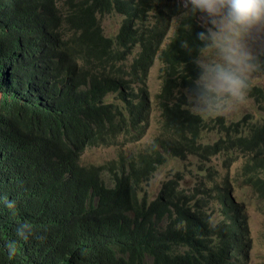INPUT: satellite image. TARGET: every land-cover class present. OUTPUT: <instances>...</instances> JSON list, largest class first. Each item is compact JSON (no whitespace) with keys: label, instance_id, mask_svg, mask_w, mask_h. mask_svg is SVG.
<instances>
[{"label":"trees","instance_id":"obj_1","mask_svg":"<svg viewBox=\"0 0 264 264\" xmlns=\"http://www.w3.org/2000/svg\"><path fill=\"white\" fill-rule=\"evenodd\" d=\"M116 1L63 0L61 5V0H0V264H117V253L124 251L131 253L121 264H203L197 258L203 250L207 253L213 234L225 244L226 254L234 246L235 239L225 229L227 197L218 188L210 191L198 185L196 191L203 199L193 206L183 189L175 201L159 198L155 203L147 194L138 198L141 176L155 170L168 154L180 157L183 145L185 153H192L195 145L187 137L199 136L205 128L200 116L183 108L182 94L186 89L192 97L211 100L209 94L202 98L196 86L202 74L199 49L209 41L200 39L198 33L205 29L193 19L188 28L178 30L177 37L185 32L186 36L172 40L167 47L161 49L152 42L140 45L139 55L127 65L129 72L125 76L118 72L117 78L111 79L126 57L117 46L98 37L97 19ZM154 1L139 0L129 11L126 6L132 4L124 0L120 14L142 20ZM130 21L121 22L115 37L121 47L126 38L135 46L125 24ZM153 33L145 29L139 39ZM154 57L163 65L157 108L175 113L168 114L171 121L162 128L165 140L160 144L159 138L155 139L139 159L145 160L152 149L148 156L152 162L134 163L122 172L115 168V173L110 163L105 164L110 173L106 179L100 167H81L75 150L81 143L89 145L88 137L105 141L118 132L134 130L135 120L136 127L147 121L144 112L140 114L149 109L147 88H141L138 100L134 94L120 108L105 99L114 92L126 101V92L121 93L120 88L133 86L134 81L143 83ZM117 81L123 82L120 88L112 85ZM104 104L122 119L107 122ZM64 125L70 127L67 132L71 135L66 136ZM220 131L225 132L220 140L224 147L233 148L238 140L243 152L249 154V142L235 123ZM137 132L142 130L137 128ZM156 143L166 150L159 154ZM258 143L261 156L264 138L252 140V145ZM258 167L264 168V158L259 157L256 163L261 174ZM248 180L261 181L254 175ZM214 199L222 204L217 211L223 219L211 224L206 216L209 213L204 215L202 210ZM8 202L14 206L9 208ZM141 205L146 214L138 229L125 214L134 207H139L140 214ZM25 224L31 228L26 241L16 234ZM180 248L192 256V262L189 257L184 259V254L178 255ZM10 249L14 254L9 255ZM228 259L224 257L220 264Z\"/></svg>","mask_w":264,"mask_h":264},{"label":"rangeland","instance_id":"obj_2","mask_svg":"<svg viewBox=\"0 0 264 264\" xmlns=\"http://www.w3.org/2000/svg\"><path fill=\"white\" fill-rule=\"evenodd\" d=\"M123 1L124 0H118L119 3H122ZM181 1L186 2L188 0H179V2ZM60 3L62 5L63 0H61ZM135 6L136 3L134 2L132 5L126 7L129 11H131V9H135ZM104 15H102L104 18L101 22V27L104 31L105 37L117 34L121 22H123L120 16ZM202 17L203 15L199 17V20L204 28L211 27L210 24H205ZM134 20L137 19L134 18ZM181 20V15L179 17L177 16V19L172 23V27L166 28L165 33L161 35L159 42L163 39L164 45L170 34L171 38L178 36V30L182 22ZM125 24L128 28V24ZM182 27L185 26L183 25ZM139 30L140 32H143L145 29L141 28ZM210 43L211 42L209 41L208 46L200 54L198 59V65L199 67H202V75L198 80V85L196 86L200 89L201 95L207 96L209 94L211 96V100L195 99L188 96L185 91L184 93L182 91L183 96L185 95L183 101L187 107L189 105L188 108L192 113L200 115L203 120L205 119V122L207 121L205 125L206 127L209 122L211 123L217 118L223 119L226 125L230 122H235L241 131V135L243 134L248 141H252L254 138L258 137V134H254L255 131H253L250 126L248 127L246 125L247 119H250L253 123L258 125L264 124V67H261V65H263L261 56L264 54V26L254 29L251 36L245 38V43L248 49L257 60L253 62L254 66H233L231 69L235 75L242 78L248 85L247 95L242 103H239V101H237L233 96L220 88L214 80L213 68L221 61L217 50L209 47ZM121 49L123 48L121 47ZM129 52V56L136 54V51L133 49H130ZM161 67H163L161 60L157 59L149 71V76L146 82L149 99L145 100L146 102H150L149 104L151 105L148 109L149 111L142 109L148 120V126L146 127L145 124V131H143L144 134L142 138L138 140L132 132H129L128 134H126V132H118L115 136L111 135L106 137L103 144L91 141H89V145L81 143L75 150V155L80 157L79 161L81 165L87 167H102L101 170L103 171V175L109 177L110 173L107 169H104L105 164L110 163L115 173V168L116 171L122 172L126 171L129 167L131 169L136 162L141 163L139 159H142L143 155L146 153V147L150 145L155 136L158 134L159 114L157 110L158 106L155 105V99L156 95L160 91V80L158 75ZM196 82H194V84ZM255 87L261 88L262 91L257 93L250 91V89H254ZM188 97L190 98L189 100ZM109 101L117 102L115 97H111ZM109 101H106V103L108 104ZM246 115V119L243 120V116ZM64 127L66 129V136L71 135L67 132L70 127L68 125H64ZM204 133L202 134L208 136L211 140L210 142L214 141L218 134L209 131ZM127 135H130V137L134 136L136 141H129ZM261 136H264V134ZM165 138L166 135L161 136L159 138V143L161 144ZM204 141L208 142L205 138ZM57 145L61 148L60 143H57ZM69 147L71 149L73 148L72 145ZM157 150L159 153L163 152V148L160 145L157 146ZM139 152L140 154L137 157ZM149 154L150 153H148V155ZM136 157L137 159L135 162H129ZM165 157H167L165 162L157 166L156 171L150 178L145 179L141 190L146 191L149 195H151L152 200H154L155 194L169 184L168 180L175 179L178 176L180 177V181H178V183L182 186L181 188H190L191 190L198 189V185L194 186V184L200 180L208 181L210 184V180L216 179L219 187H222L225 185L226 179L227 183L230 185L229 194L232 196L231 202H233L227 203L226 205L227 208H231L233 210L232 214L238 211L240 212V219L242 221L241 226L243 228L242 232L245 237L244 240L247 242V247L243 252L248 254V259L247 261H242L239 264H264V186L262 188H257V186H248L249 177L252 175L258 176L261 181L264 182V175L258 173L256 169L257 159L254 158L253 153H233L232 149H228L226 156L218 155L211 159L207 156L205 150L201 148L195 156H183V161H180L181 158ZM261 158H264V149L261 154ZM247 159H249L248 162ZM206 168L209 170L207 175L200 177L203 176ZM240 172L243 175H240ZM178 183L172 186L173 189H178ZM121 191H123L122 188ZM139 197L140 195H138V198ZM213 203L219 205L220 200L217 202V200L214 199ZM207 205L208 206H205L202 210V213L204 215L209 213L206 215L209 223L212 224L220 222L223 219V215L221 212L217 211L219 207L209 203H207ZM140 208V214L137 212L139 207H134L131 211L125 214L130 218L132 224L131 226L138 229H141L140 219L146 214L145 208L142 205ZM130 253L131 252L128 251L118 252L116 256L117 259L112 260H114L117 264H121L123 259H126L127 255ZM177 262H180L179 259H177Z\"/></svg>","mask_w":264,"mask_h":264},{"label":"clouds","instance_id":"obj_3","mask_svg":"<svg viewBox=\"0 0 264 264\" xmlns=\"http://www.w3.org/2000/svg\"><path fill=\"white\" fill-rule=\"evenodd\" d=\"M188 2L191 4V11L193 13H196L198 11L201 14H204L202 19H204L205 24L211 25V27H206L205 31L198 33V37L202 40H209L211 42L209 47L215 48L220 58L221 62L216 64L213 68L214 80L217 82L220 88H222L224 91H226L231 96H233L237 101H239V103H242L245 100V97L247 95L248 85L242 78L235 75L231 69L233 68V66L239 67L241 65H247L248 67H253L254 66L253 62L257 61L256 58L252 55V53L248 49L245 43V38L250 37L254 29H257L260 26H264V0H188ZM128 36H130L129 33H127V37ZM125 44L126 45H124L123 49L126 50L127 56L130 55V52H129L130 49H133L134 51H136L135 49L137 48V46H130L129 39L126 38ZM137 55H139L138 51H136V54L133 55V57H136ZM135 83L136 82L134 81V85L132 86L133 88L131 92H133L134 89H137V84ZM128 85H125L126 89H124V87L121 88V93H124L125 91L129 89L127 87ZM131 92L126 94V97H125L126 101L124 102H128V99L134 97L132 94H130ZM106 105L107 104H104L102 107L105 113V117L107 118V122L114 123L122 119V116H119L115 112L113 115L112 111L109 109L110 107ZM104 122H105V119H104ZM230 123H235V122H230ZM246 125L248 127L250 126V128L253 131H255L254 134H258V137L254 138L253 140H258V139L261 140L262 138H264V136H261L262 134H264V130H262V127H264V124L258 125V124L253 123L250 119H247ZM103 126H104V123H103ZM217 133H218L216 136L217 138L212 142H210L211 140L210 138H208V136L204 135L205 133L199 136L196 135L194 137L193 136H190V137L186 136V137L189 139L191 145H197L201 141L202 142L201 148L204 149L207 156L212 159L218 155L226 156L227 150L232 149V148H226L220 143V140L224 139L223 137L224 132L219 130ZM88 138H89L88 141H93V142L102 143V144L104 143V141L102 140H100L99 142V139L101 137L90 136ZM204 138L207 139L208 142H205ZM243 138H245L244 135H243ZM248 142H249V145H248L249 149L247 150L253 153L254 158L258 159L259 157H261L259 156V153H258L260 142L256 146L252 145V141H248ZM159 145H160L159 143H156L154 147L157 148V146ZM162 148L163 150L165 149L164 147ZM151 154H152V149L150 150V154L148 156H150ZM184 154H185V151H184V145H183L182 150H181L180 161H183ZM148 156L145 157V160L141 161V163H137V162L136 163L144 164L146 163V161L152 162V160H150ZM136 159H132L129 162L136 161ZM96 167H99V166H96ZM259 170H260V173L264 175V168L263 169L259 168ZM208 171H209L208 168H206L204 170L203 176H200V177H204L205 175H207ZM240 175H243V174L240 172ZM103 177L105 179L108 178L104 175ZM179 179L180 177L178 176L175 179L168 180L169 184L164 189L160 190L159 192L155 194L154 196L155 199L153 201L157 203L156 201L159 198H168V200L170 199V200L175 201L181 195V191H182L181 190L182 186L180 185V183H178ZM170 181H173V183H171ZM176 183L179 184L178 188L180 191L178 189L175 190L172 188V186H174ZM201 183H203L202 180H200L199 182H195L194 186L200 185ZM227 186H229V183H227L225 179V187ZM248 186H257V188H262L264 186V182L255 181V180H251L250 182L248 180ZM212 188L213 189L218 188V186L212 185ZM207 189L212 191L210 188H207ZM183 191L188 197V199L191 198L192 201L194 202L193 203L191 201V206H193L196 202L202 201L203 199V198L201 199L202 197L201 194L198 193L196 190H191L190 188L188 189L184 188ZM225 195L227 197V202H226L227 204L228 200L232 199V196L226 192H225ZM216 200L218 202V199ZM161 203L162 201L159 202L158 205H160ZM13 206L14 205L12 202H8L9 208ZM216 206L217 207L222 206L221 202L219 205L216 204ZM161 211L163 212L165 216L166 212L163 209H161ZM16 234L20 239L26 241L29 238V235L31 234V228L26 224L21 225L16 229ZM205 252L206 250H203L197 259L200 258V261L203 264H206L207 262L212 263V261H209L211 259V256L208 257L207 253ZM12 254H14V249H10L9 251V255H12ZM247 259H248V254L246 252H242V254L236 258V260L234 259L229 260L227 261L226 264H239L242 261H247Z\"/></svg>","mask_w":264,"mask_h":264},{"label":"bare ground","instance_id":"obj_4","mask_svg":"<svg viewBox=\"0 0 264 264\" xmlns=\"http://www.w3.org/2000/svg\"><path fill=\"white\" fill-rule=\"evenodd\" d=\"M127 3H131L133 4L134 2L138 5L139 3V0H126ZM187 4V6H186ZM121 6V7H120ZM122 8H123V4L122 3H118V1L116 2H112L110 7L109 8H106L107 11H106V14L105 15H116V16H120L121 20L124 22V21H128V20H131L130 21V24L128 25V28H129V33L132 34L133 36V40L135 41V46H137V48L135 49L136 51L140 52V45H148L149 42H152L154 45H157L159 44L162 48L164 47H167L168 44L172 41V40H176V39H183L185 36H186V32L185 33H182L180 34L179 37H174V38H171V34L169 35V38L167 39L166 43L163 45V39L157 43L159 41V38L161 37V35H163L166 31V28H171L172 27V23L173 21H175L177 19V16L179 17L181 15L182 17V22L180 24V27H182L183 25L185 27L188 28L189 24L191 23V21H193V19L195 20V24H197L198 26L204 28V26L202 25L201 21L199 20V17L204 15V14H201L200 12H196V13H193L191 11V4L186 1H181L179 2V0H157V1H154L153 2V9H150V10H147V16L144 18V19H139L138 16H134V17H131V16H126V15H121L120 13L122 12ZM128 9V8H127ZM132 10V9H131ZM102 14V13H101ZM104 15V16H105ZM103 16L99 17L97 20H98V27H99V31H97V34H98V37L101 36V40L102 38L104 40H107V41H110L111 44L117 46V48L119 50H121L124 54V56L126 57V60L125 61H120L119 63V66L117 67V71L116 73H114L111 77V79H116L117 78V73L118 72H121V75L122 76H125L129 71V67L127 66V64L132 61V59L134 58L133 56L129 57L127 56V53H126V50L125 49H121V46L119 44L118 41L115 40V37L117 36V34L113 35V36H106L105 37V34H104V31L101 27V22L103 20ZM134 18H136L137 20H134ZM171 21V22H170ZM141 28H144V29H152V31H154L155 33L153 34H147V35H143L140 39H139V33H140V30ZM205 29V28H204ZM120 31V29H119ZM203 31V30H202ZM134 36H136L137 38H135ZM171 38V39H170ZM205 44V43H204ZM209 44V41L206 45L202 46L201 49H199V57H200V54L204 51V49L208 46ZM202 45V44H201ZM124 48V47H122ZM204 55V54H203ZM264 55V54H263ZM262 55V56H263ZM262 56H261V60H262ZM189 57V56H188ZM199 57H197V59H199ZM195 59V58H194ZM156 61V58L154 57L153 59V64L151 65L150 69L153 67L154 63ZM187 61V60H186ZM187 63V62H186ZM262 64H264L262 62ZM109 66V64H108ZM105 67V66H104ZM103 67V68H104ZM262 67V65H261ZM163 67L160 68L159 72H162ZM202 68V67H200ZM150 69L148 71H150ZM103 72V75L106 73V71H102ZM202 75V74H201ZM149 76V74H148ZM159 77V82L161 83L160 85V89H161V86H162V81H163V76L162 75H158ZM201 77V76H200ZM199 77V78H200ZM121 78V76H120ZM198 78V80H199ZM147 79L148 77H145L144 80H143V83L140 82V84H137V89H134L133 92H131L132 90V86H128V88L131 87L130 90H127L125 91L126 94H128L129 92H131L130 94L134 95L135 94V97L137 98L138 100V97L141 96L143 94V92H141V88H146V82H147ZM198 80H197V83H198ZM113 86H117V87H121L123 85V82L122 81H117L115 84H112ZM188 86V85H187ZM187 88V87H186ZM126 89V88H125ZM186 91V89L184 90ZM183 91V93H184ZM250 91H254L255 93L257 92H261L262 89L259 88V87H255L254 89H250ZM264 91V90H263ZM160 92V91H159ZM158 92V94H159ZM188 93V92H186ZM157 94V95H158ZM191 94V93H190ZM188 95V96H191V95ZM156 95V96H157ZM185 96V95H184ZM187 96V95H186ZM196 96V95H195ZM193 97L196 99V97ZM208 96V95H207ZM210 96V95H209ZM111 97H115L116 98V101L117 102H113V101H109V99ZM147 98H149V94L146 96ZM192 97V96H191ZM206 97V96H205ZM143 100L145 98V95L142 96ZM204 98V96L202 97ZM210 98V97H209ZM190 98L188 97V100ZM192 99V98H191ZM197 99H199L197 97ZM211 99V98H210ZM201 100H204V99H201ZM209 100V99H208ZM105 101H109L110 104H114V106H116L117 108H120L123 106V102L119 96L114 93V92H110ZM189 102V101H188ZM148 103V102H147ZM124 105H126V102H124ZM151 104H147L148 108L150 107ZM155 105H156V100H155ZM146 107V106H145ZM189 107V105H188ZM185 104V107L183 108H186L187 111H189L190 113H192L189 108H188ZM151 110V109H150ZM158 110V108H157ZM170 113H175V112H172V111H164V110H158V114H159V121H158V124H159V128H158V134L155 136V138L153 139V141L150 143L149 146L146 147L145 151L147 153V151L149 150L151 144L154 142L155 139L157 138H160L163 134V131H162V128L164 126V124L166 125L167 121H171V118H169L168 114ZM141 115L143 114V110L141 111L140 113ZM192 114H195V113H192ZM195 115H198V114H195ZM200 116V115H198ZM201 117V116H200ZM247 117L246 116H243V120H245ZM201 122L204 123V125H206L207 121L205 122L203 120V118L201 117ZM253 120V119H252ZM219 121H222L223 123H225V121L223 119L221 120H213L211 123L209 122V124L207 125V127L205 126V128L202 129L200 135L204 132H214L215 134L221 130V129H225V126H227L226 124H221ZM241 121V120H240ZM135 129L134 130H128L129 132H132L135 137L140 140L144 134L143 131L144 130V126L146 124V127L148 126V120L147 121H141L139 122V125L136 127L137 125V120H135ZM242 122V121H241ZM199 124V123H198ZM230 123H228L229 125ZM245 124V123H244ZM200 125V124H199ZM233 124H231L232 126ZM243 125V124H242ZM129 126V125H128ZM230 126V127H231ZM137 128L138 129H141L142 130V133H138L137 132ZM116 135V134H115ZM113 135V136H115ZM128 136V135H127ZM229 135H227L228 137ZM134 136L130 137V135L128 136V140H132L133 142L136 141ZM225 137V135L223 136ZM222 137V138H223ZM201 147H202V144H201V141L195 145V148L193 150L192 153H185L183 156L185 155H189V156H195L198 154V152L201 150ZM232 152L235 153V152H239V153H244L243 152V149L240 148L239 146V142L238 140H236V143L234 144L233 148H232ZM145 153V154H146ZM144 154V155H145ZM144 155L142 158H144ZM228 155V154H227ZM168 156L169 158H181L180 157H173L171 155H166ZM165 157V156H164ZM137 158V157H136ZM134 158V159H136ZM167 159V157H165V160ZM80 157L78 158V163L81 167H84L83 165L80 164ZM165 160L162 162V164L165 162ZM249 159H247L248 161ZM161 165V164H160ZM157 169V167H156ZM153 170L150 174L149 173H144L142 176H141V180H140V183H139V186H138V189H139V194L140 197L143 195V194H147L148 197H151V195H149L146 191H142L141 190V187L145 181V179H148L150 178L154 172L156 171ZM204 169V168H203ZM239 177V175H238ZM203 183L200 184L203 188L207 187V188H210V189H213L212 188V185H218L217 183V180L216 179H212L210 180V184L208 181H202ZM204 184V185H203ZM162 187V186H160ZM229 186L225 187L224 186H220L218 185V189L223 191L222 195L225 196V192L226 193H229ZM228 188V189H227ZM183 189V188H181ZM229 203H231V200L229 199ZM211 205H216V203L213 204V202L211 203ZM233 210L231 208H229L227 211H225V215L227 214L226 218H225V229L227 231V234L234 238L235 239V243H234V246L231 248L230 252L228 254L225 253V244L218 238V236L216 234H213L211 237H210V241L208 242V246H207V255L208 257L211 256V259L210 261H212L211 264H220L221 263V260L224 258V255L225 257H228L230 259L229 260H236V258L242 254V252L244 251V249L247 247V242L244 240V236H243V228H242V224H241V219H240V212H235L234 214H232ZM244 223V222H243ZM237 252V253H236ZM180 254H184V259H186L187 257H189L190 261L192 262V256H190L187 251H185L184 248H180L178 250V255ZM236 253V256L233 257V255ZM180 263V262H178Z\"/></svg>","mask_w":264,"mask_h":264}]
</instances>
